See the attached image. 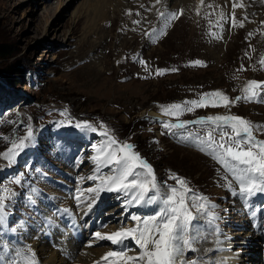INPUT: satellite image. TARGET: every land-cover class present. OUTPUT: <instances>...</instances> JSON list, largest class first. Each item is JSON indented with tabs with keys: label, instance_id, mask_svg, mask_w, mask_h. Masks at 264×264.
<instances>
[{
	"label": "rangeland",
	"instance_id": "1",
	"mask_svg": "<svg viewBox=\"0 0 264 264\" xmlns=\"http://www.w3.org/2000/svg\"><path fill=\"white\" fill-rule=\"evenodd\" d=\"M113 1L100 11L96 0H0L9 51L0 58V204L19 195L13 210L22 211L26 196L80 173L93 189L105 180L115 200L140 196L151 180L171 219L221 209L217 168L178 136L230 127L253 137L264 160V0L201 9L191 0L187 11L171 0L150 20L143 6L155 0H144L143 15ZM249 3L259 9L249 13ZM124 22L136 38L122 48Z\"/></svg>",
	"mask_w": 264,
	"mask_h": 264
},
{
	"label": "bare ground",
	"instance_id": "2",
	"mask_svg": "<svg viewBox=\"0 0 264 264\" xmlns=\"http://www.w3.org/2000/svg\"><path fill=\"white\" fill-rule=\"evenodd\" d=\"M96 1H98V3L101 5L100 6V11H102V10H104V11H106V10H113V7L112 6H106L105 4L109 1L111 4H113V5H115V3H114V1L113 0H96ZM116 1V0H115ZM170 1L171 0H155V1H152V2H148L147 4H145L144 3V0H124V3H123V5H124V7L125 8H123V9H131L132 11L133 10H138V15H143L142 13V10H143V8L141 7V4L142 3H144V6L143 7H151V12H150V14H149V20H150V18L152 19V11H154V10H156V9H158L157 11H155V13H156V15H158V13L159 12H162L163 10H166V9H164L163 7L168 3V5H170L171 3H170ZM193 1V0H192ZM195 1V0H194ZM197 1V2H196ZM195 2L197 3V5H196V8H198L197 6H199V9H201V7H206V6H208V5H217V3H218V5H219V2H221V0H196ZM252 1H254V3H255V1H257L258 3H259V1L258 0H252ZM199 2V3H198ZM242 2V1H241ZM249 2V1H248ZM223 3H224V1H223ZM261 3V2H260ZM98 4V5H99ZM130 4H131V6H130ZM122 5V4H121ZM190 5H192L191 4V0H178V6H180V7H182L185 11H187V9H190L189 7H191ZM246 5V4H245ZM254 5L255 4H248L247 6H248V10H249V13H253V10L251 9V7L253 8L254 7ZM96 6V5H95ZM167 6V5H166ZM245 7V6H244ZM244 7H242V8H244ZM117 8V7H116ZM218 8V7H217ZM219 8H220V6H219ZM212 9H214L213 7H212ZM254 9H259V8H255L254 7ZM260 9H262V8H260ZM117 10H119V9H117ZM121 10V9H120ZM167 10H170V9H167ZM227 10V9H226ZM98 11H99V8H98ZM109 11L107 12V13H109ZM130 11V10H129ZM245 11H247V10H244V13H247V12H245ZM126 12V14L128 13L127 11H125L124 10V13ZM111 13V12H110ZM223 13H225V12H220V14H223ZM94 14V13H93ZM103 14V13H102ZM155 15V14H154ZM104 16V15H103ZM130 16V19H131V21L133 20V16H132V14H130L129 15ZM218 16V15H217ZM105 18H107V17H104L103 19H105ZM101 20V19H100ZM147 23H148V21H147ZM129 24H131V22L129 23ZM128 23H126V22H124L123 24H121V27L124 29V27L123 26H125V27H127V29L129 30H127V34H125L124 35V39H123V42H122V48H124L125 47V45H128V43L129 42H131V41H134L133 39L134 38H136L134 35H133V33H134V31H132L133 29H136L135 27L134 28H131L132 26L131 25H129ZM139 26V25H138ZM137 27V26H136ZM130 29H131V31H130ZM151 30V29H150ZM88 32V31H87ZM156 32H157V30H156ZM106 35H108V34H106ZM97 40H96V44H97V48L101 45V40L100 39H102V36H100L99 38H96ZM228 44H230V42H228ZM231 45V44H230ZM231 47H232V45H231ZM154 115V114H153ZM204 163V162H203ZM205 164H207V165H209V166H212L213 165V163H211L210 162V160L208 159V162L207 163H205ZM151 183V180H148L147 182H146V185H149ZM142 184V183H141ZM143 185V184H142ZM44 191V190H43ZM48 192V191H47ZM142 192V191H141ZM198 200V199H197ZM145 202H147V203H149L150 202V198H145ZM196 204H199V203H196ZM201 204V203H200ZM195 205V204H194ZM226 208V207H225ZM206 209L205 208H202L201 207V211H205ZM235 208L234 207H232V208H229L228 210H226V211H224L223 213H222V216H223V218H225V220H223V223L224 224H227V226L228 227H230V228H234L235 226H236V223H232V219L230 218V219H228V217L229 216H231V214H233L234 212H235ZM19 211V210H18ZM111 211V210H110ZM107 212H109V211H107ZM198 213V212H197ZM161 216H162V214H158V215H154V216H152V218H151V220H158L159 218H161ZM160 222H161V220H160ZM158 227H155V228H152V226H150L148 229H147V236H148V242L145 244V246H149V248H150V250H155V251H157V249H159L158 248V245L157 244H155L154 243V239L156 238V237H158V235H156V233H155V230L157 229ZM162 231V230H161ZM158 234V233H157ZM231 234V233H230ZM233 234V233H232ZM164 235L165 234H162V236L164 237ZM161 236V235H160ZM166 236V235H165ZM199 236L201 237L202 236V234H199ZM152 237V240L150 239ZM161 239V238H160ZM208 239H211V237H209ZM251 239L252 240H254L252 237H251ZM149 240H151V242H149ZM162 240V239H161ZM160 240V241H161ZM39 241V239H36L35 241H34V243L35 244H37V243H39L38 242ZM163 241V240H162ZM237 243H240V241H237ZM163 244V243H162ZM160 245V244H159ZM209 244L208 243H204V245L203 246H208ZM38 246V247H37ZM160 247V246H159ZM36 248L40 251V254H41V256H42V259L44 260V262H45V264H69L68 262H65L62 258H60L59 256H57L53 251H51V250H48L47 248H45V246L43 245V244H41V245H36ZM255 248V247H254ZM238 249V248H237ZM246 249H250V247L248 246V247H246ZM255 250V249H254ZM253 250V248H251L250 249V251H254ZM101 251V250H100ZM99 253V249L97 248V247H92V248H90L88 251H87V253L84 255V256H81L79 259V263L80 264H90L91 262H92V260L95 258V256L97 255ZM257 259V256H256V254H252V256H251V260H252V262H254L255 260ZM174 263L176 262L175 260L173 261ZM232 263H235V264H237V262H234L233 260H232ZM259 264V263H258Z\"/></svg>",
	"mask_w": 264,
	"mask_h": 264
},
{
	"label": "trees",
	"instance_id": "3",
	"mask_svg": "<svg viewBox=\"0 0 264 264\" xmlns=\"http://www.w3.org/2000/svg\"><path fill=\"white\" fill-rule=\"evenodd\" d=\"M9 53L7 46L0 44V58L6 56ZM7 71H12L11 68H8Z\"/></svg>",
	"mask_w": 264,
	"mask_h": 264
}]
</instances>
